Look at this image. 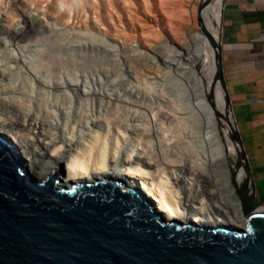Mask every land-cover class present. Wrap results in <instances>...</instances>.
<instances>
[{
  "label": "rangeland",
  "instance_id": "374dc122",
  "mask_svg": "<svg viewBox=\"0 0 264 264\" xmlns=\"http://www.w3.org/2000/svg\"><path fill=\"white\" fill-rule=\"evenodd\" d=\"M57 1L25 0L28 11L19 9L22 17L17 16V20L12 21L11 11L15 6L18 9L21 0L2 1L5 5L3 3L4 17L0 22V93L7 99L27 98V101L24 99L26 106L34 112L41 107L38 112L48 114L52 125L74 126V135L78 139L93 128L103 129L105 122L110 124V119L109 137H113L118 129L124 132L114 158L119 164L130 152L135 155L145 146L149 150L151 145L148 148L145 142L153 137L149 136L153 130H144V125H153L155 131H160L162 141L153 139L154 145L149 152H158L161 159L193 165L195 169L191 174L176 169L169 174L173 177L171 180L194 204L199 206L201 198L210 204L202 193L200 173L210 169L221 179L223 165L216 163L208 168L204 163L203 149L190 116L189 82L184 74L182 48L165 35L169 26L167 21L170 18L178 21L170 11L175 0H163L162 3H167L164 6L161 0ZM161 5L164 8L160 9ZM219 5L221 9V0ZM77 6L82 14L76 10ZM70 10L73 21L70 19L71 22L65 23L61 16ZM155 32H161V37L148 36ZM152 39L153 44H146ZM195 66L199 68L201 62ZM149 67L151 70L153 67L155 73ZM8 110L17 112L12 108ZM62 120L68 121L69 125L60 122ZM14 144L16 152L17 143ZM229 160L231 165L235 161L232 157Z\"/></svg>",
  "mask_w": 264,
  "mask_h": 264
},
{
  "label": "bare ground",
  "instance_id": "6f19581e",
  "mask_svg": "<svg viewBox=\"0 0 264 264\" xmlns=\"http://www.w3.org/2000/svg\"><path fill=\"white\" fill-rule=\"evenodd\" d=\"M2 1L0 0V22L4 17V12L2 11L4 9V2ZM162 1L160 3L162 5L165 4ZM219 2L220 0H175L176 4L172 3V7L170 5L168 6L171 7V10H169L173 12L172 15H175L176 18L178 17V21H172L173 18H170L171 20L167 21L169 25L168 29L166 28L165 30V35L182 48L180 51L184 63L183 68L186 71L184 74H187V80L189 82L188 92L190 91L189 99L191 100V111H189L191 112L192 126L195 128L193 130L196 131L198 141L201 143L199 145L203 149V156H201L203 157L204 163L207 164L206 167L208 168L216 165V163L223 165V172H221L223 174L221 176L223 177L221 179L219 177L217 178L210 169L200 173L202 177V193L208 197L210 204L204 201V198H201L199 199L200 205L198 206L186 194H183V190V192H180L175 187V182L171 180L172 176L169 174L174 173L176 169L186 174H191V171L195 168L193 165L185 162L161 159L157 154L158 152L151 154L149 151L151 146L154 145L153 139L162 141V135L159 130L155 131L152 127L153 125L147 122L144 125V130L148 132L153 130V133L149 134L150 137H153L145 142L148 143V148L151 145L149 150L145 146V149L143 148L142 151H139L135 155L130 152L127 154L126 159L122 161L123 163L119 164L115 163L114 158L119 140L123 137L124 132L118 129L116 131L117 133L113 137L111 136L112 138L109 137L108 129L112 122L110 119V124L108 125L105 122L107 119L104 120V124L106 125L102 124L103 121L101 122L103 129L93 128L78 139L74 135V126L71 125V127L69 126L67 128L66 124H63V126L60 123L62 126L52 125L48 114L38 112L41 109L40 105L37 111L38 113L36 111L35 113L33 108L26 106L27 103H24L25 98H14V96V99H7L5 95L0 93V137L11 144L13 149L15 147L14 143H17V151L15 153L18 156L20 164L27 169L29 174L39 180L47 179L50 174H56L60 169L64 170V174L57 183L59 187H71L74 183L94 182L99 179L105 180L109 177L122 181L125 184L123 186L125 190L133 187L142 191L145 196L152 200L155 208L162 212L164 221L175 219L183 223L193 221L211 227L224 225L238 229L246 228L248 222L243 212L241 197L238 192V188L244 183L246 173L243 167L237 169L234 164H230L229 160L230 157L236 160L238 156L239 144L232 138V124L235 125L236 122L231 107L226 103L225 91L220 81L215 82L216 48L211 38L220 42L222 11ZM26 3L25 0H21L18 9L17 6L14 7L13 11H11V21L16 19L15 17L17 16L22 17L19 9H24L25 12L28 11L25 9L27 8ZM80 3L84 4V2ZM124 3L126 2L124 1ZM38 4L40 5V3ZM66 5L69 4L66 3ZM78 6L77 9L75 8L76 10L78 8L80 10ZM36 7L38 8V5ZM62 7L64 8V5ZM199 9L201 16H199ZM8 11L6 10V12ZM56 11H52V13H56ZM77 14L78 12L76 16ZM6 16L9 18V15L6 14ZM7 17H5L6 20ZM71 17V10L61 16L65 20V23L71 22L69 20L74 18ZM24 21L27 22V19L24 18ZM10 22H8L9 25H11ZM161 34V32H155L154 34L148 33V36H151V38H159ZM152 42H154L153 39L146 44H153ZM198 62H201L199 68L195 66ZM151 72L155 73L153 67ZM8 89L11 90V88ZM27 94L29 95V93ZM186 95L188 94L186 93ZM8 107L17 112L13 113L9 111ZM152 110L153 112L156 111L153 108ZM154 113H157V111ZM175 116L178 115L175 114ZM59 119L57 116V120ZM60 122L68 124V121L63 122L62 120ZM105 126L109 127L105 128ZM115 127L117 129L118 126L116 125ZM110 132L112 134V131ZM250 186L253 189V182L250 183ZM260 209L264 210V204L260 206Z\"/></svg>",
  "mask_w": 264,
  "mask_h": 264
},
{
  "label": "water",
  "instance_id": "95a60500",
  "mask_svg": "<svg viewBox=\"0 0 264 264\" xmlns=\"http://www.w3.org/2000/svg\"><path fill=\"white\" fill-rule=\"evenodd\" d=\"M211 39L215 82L232 109L221 43ZM232 138L239 144L233 164L246 173L238 188L244 229L164 221L142 191L109 177L59 187L60 169L39 180L0 137V264H264L263 202L237 123Z\"/></svg>",
  "mask_w": 264,
  "mask_h": 264
},
{
  "label": "crops",
  "instance_id": "0c3cea01",
  "mask_svg": "<svg viewBox=\"0 0 264 264\" xmlns=\"http://www.w3.org/2000/svg\"><path fill=\"white\" fill-rule=\"evenodd\" d=\"M223 74L258 197L264 202V0H221Z\"/></svg>",
  "mask_w": 264,
  "mask_h": 264
}]
</instances>
